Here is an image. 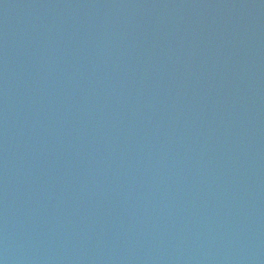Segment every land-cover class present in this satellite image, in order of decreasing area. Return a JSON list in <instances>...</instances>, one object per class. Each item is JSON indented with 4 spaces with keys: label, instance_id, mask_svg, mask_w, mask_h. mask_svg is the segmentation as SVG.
Instances as JSON below:
<instances>
[{
    "label": "water",
    "instance_id": "obj_1",
    "mask_svg": "<svg viewBox=\"0 0 264 264\" xmlns=\"http://www.w3.org/2000/svg\"><path fill=\"white\" fill-rule=\"evenodd\" d=\"M0 264H264V0H0Z\"/></svg>",
    "mask_w": 264,
    "mask_h": 264
}]
</instances>
